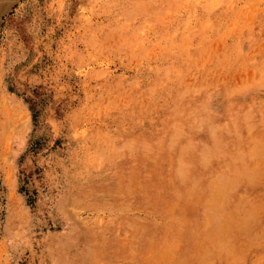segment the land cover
Listing matches in <instances>:
<instances>
[{"label": "rangeland", "instance_id": "1", "mask_svg": "<svg viewBox=\"0 0 264 264\" xmlns=\"http://www.w3.org/2000/svg\"><path fill=\"white\" fill-rule=\"evenodd\" d=\"M0 264H264V0H0Z\"/></svg>", "mask_w": 264, "mask_h": 264}, {"label": "bare ground", "instance_id": "2", "mask_svg": "<svg viewBox=\"0 0 264 264\" xmlns=\"http://www.w3.org/2000/svg\"><path fill=\"white\" fill-rule=\"evenodd\" d=\"M221 191V190H220Z\"/></svg>", "mask_w": 264, "mask_h": 264}]
</instances>
